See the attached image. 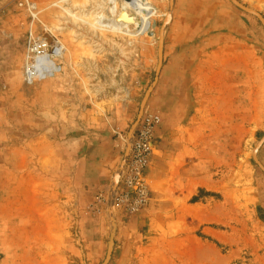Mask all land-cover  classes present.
<instances>
[{"label": "rangeland", "instance_id": "1", "mask_svg": "<svg viewBox=\"0 0 264 264\" xmlns=\"http://www.w3.org/2000/svg\"><path fill=\"white\" fill-rule=\"evenodd\" d=\"M238 1L264 17V0ZM168 8L169 0H0V264L104 259L111 231L108 193L62 200L76 191L74 166L87 147L98 144L102 160L118 147L122 157L127 130L154 77ZM216 12L228 21L223 55L205 54ZM171 15L174 21L163 31L167 49L178 33L201 46L197 55L165 56L173 60L174 92L183 96L178 107L187 111L166 137L172 176L185 182L180 186L186 191L195 189L198 217L200 203L208 201L228 222H213L227 229L225 238H214L213 250L198 248L197 256L211 253L217 261L225 254L226 264H264V172L252 157L264 133V27L229 0H177ZM35 43H45L49 54L58 46L51 55L57 69L46 66L43 75L33 66L31 78L25 68ZM155 85L143 111L161 118L148 100ZM256 154L264 165V142ZM51 160L52 167H45ZM80 170L88 176L92 167ZM105 208L103 221L92 215ZM119 214L112 208L115 225ZM94 223L102 234L100 251L92 243Z\"/></svg>", "mask_w": 264, "mask_h": 264}, {"label": "crops", "instance_id": "2", "mask_svg": "<svg viewBox=\"0 0 264 264\" xmlns=\"http://www.w3.org/2000/svg\"><path fill=\"white\" fill-rule=\"evenodd\" d=\"M176 8L177 0H174L172 10ZM171 21H174L172 15L169 23ZM227 23V17L222 13H217L215 26L212 28L205 46V54L218 53L223 55L227 53L225 50L228 43L224 39L228 28ZM175 36L177 37L172 43L173 46L168 49L166 40L163 41L162 56L164 57L154 92L148 99L150 105L161 114V122L155 129L153 153L144 172L149 188L150 181L156 185V189L153 191L150 188V198L147 204L137 212L126 216L115 215L116 225L109 264H226L229 261L228 255L225 254L218 256L219 260L217 261H214L211 253L197 256L198 248L204 247L213 250V239L225 238L224 233L227 229L216 228L213 222H220L222 226L223 223H228L223 219L227 215L221 210L220 218H218V213L214 212L213 205H209L211 202L206 201L200 203L203 205V209L198 217L195 206L198 202L196 199L194 200L195 189L186 191L187 186L185 184L180 186L185 182L179 180L178 176H172V169L174 168L171 162L173 160L167 154L172 149L166 143V137L169 132V137L172 134L171 125L173 122L181 121L182 118L187 117V111L185 108L178 107V104L182 103L183 96L174 92L177 76L174 74L173 60L166 59L165 56L166 52L172 57H174L173 54L171 55L173 52L175 56L182 57L187 56V54L188 56L197 55V49L201 47L198 39L192 35L186 38L183 33H178ZM221 70L223 71V68ZM166 104H170L171 107H166ZM64 139L62 140V148L65 150L64 146L68 143L69 138ZM47 143L50 144L48 150L50 149V158H52L53 142ZM66 154H63L64 157H68ZM108 154L109 156L105 157L104 160L100 159V147L94 143L87 147L84 154L81 153L80 156H77L74 166L76 191L71 197L69 192L66 193L62 201H69V198L73 200L77 198V195V199L90 200L92 196L98 193L105 195L109 193L112 175L116 171L121 157L118 147L110 150ZM46 155H48V151ZM63 160L67 163V159ZM178 160H181L179 155ZM52 164L53 160L46 163L45 167H52ZM84 166L92 167L88 176H85V172L80 170ZM192 179V177L188 178V184L191 182L189 180ZM34 180L36 182L37 178ZM30 182L32 183V181ZM45 182H49L46 176ZM30 190L32 189L30 188ZM83 194H87L88 199ZM205 200L208 199L205 198ZM99 205L101 206L102 203L98 202L96 207ZM104 210L100 209L97 215H92L103 221V216L107 213L106 208ZM199 218L202 220L201 222ZM45 224L47 223L45 222ZM198 228L204 235L198 234ZM91 230L93 247L97 249L96 251H100L102 247L100 227L94 223Z\"/></svg>", "mask_w": 264, "mask_h": 264}, {"label": "built area", "instance_id": "3", "mask_svg": "<svg viewBox=\"0 0 264 264\" xmlns=\"http://www.w3.org/2000/svg\"><path fill=\"white\" fill-rule=\"evenodd\" d=\"M31 51L35 56H41L47 51V45L35 43ZM160 122L161 118L156 112L145 109L133 129L126 161L120 171L112 197V208L124 216L137 212L149 200L150 189L144 172L153 153L155 129Z\"/></svg>", "mask_w": 264, "mask_h": 264}, {"label": "water", "instance_id": "4", "mask_svg": "<svg viewBox=\"0 0 264 264\" xmlns=\"http://www.w3.org/2000/svg\"><path fill=\"white\" fill-rule=\"evenodd\" d=\"M173 1L174 0H169V8L168 11L166 12L160 30H159V34H158V43H157V63H156V68H155V73H154V77L153 80L151 81V83L148 85V87L146 88L144 95L140 101L139 104V110L138 113L136 115V118L134 120V122L129 126L127 133H126V142H125V148H124V152L123 155L119 161V164L117 166L116 171L113 173L112 175V185L110 187L109 193H108V206H107V211H108V215L110 218V222H111V231L109 233V238L107 241V248H106V253H105V257L102 260V262L100 264H106L110 258L111 255V251H112V245H113V236H114V232H115V223H114V219L112 216V197L114 194V191L116 189L117 183H118V179H119V174L120 171L126 161V157L128 154V150H129V140L130 137L132 135L133 129L135 128L141 114L143 111V107L145 105V102L150 94V91L153 89L154 85L157 82L158 79V73L162 64V47H163V31L165 26L169 23L170 19H171V9L173 6ZM233 5H235L236 7L240 8L241 10L250 13L252 15H254L262 24V26L264 27V17L262 16V14L260 12H258L257 10L241 3L238 0H229ZM264 142V133L261 136V138L258 140V142L256 143L255 147L253 148L252 151V157L253 160L255 161V163L258 165V167L264 172V165L260 162V160L257 157V150L259 148V146Z\"/></svg>", "mask_w": 264, "mask_h": 264}, {"label": "bare ground", "instance_id": "5", "mask_svg": "<svg viewBox=\"0 0 264 264\" xmlns=\"http://www.w3.org/2000/svg\"><path fill=\"white\" fill-rule=\"evenodd\" d=\"M58 51H59V48H58V46H56L55 48H53L51 50V54H49L47 52H44L41 56H34V59H33L32 64L30 65V67L27 68V70H25L26 77H28L29 76V73H30L31 78H33V73H31L32 72V69H33V66H37L38 69H41L43 75H44V73H47L46 72V66H50L51 65L52 66L51 68L57 69L56 63L54 62V59L51 57V55H55ZM35 58H39V59H42L43 58V61H41V62H40V60L39 61H36ZM49 59L52 62L49 61V63H46V61L49 60ZM28 80H30V79H28Z\"/></svg>", "mask_w": 264, "mask_h": 264}]
</instances>
